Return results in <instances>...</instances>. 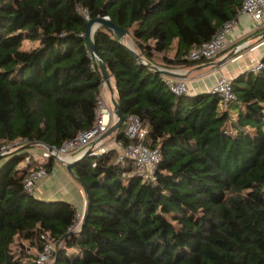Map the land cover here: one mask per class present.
Returning <instances> with one entry per match:
<instances>
[{"label": "trees", "instance_id": "obj_1", "mask_svg": "<svg viewBox=\"0 0 264 264\" xmlns=\"http://www.w3.org/2000/svg\"><path fill=\"white\" fill-rule=\"evenodd\" d=\"M242 2L0 0V264H37L45 232L61 241L53 264H264V58L261 70L231 81L235 98L223 107L208 92L176 96L98 27L92 39L119 111L123 119L136 114L146 144L159 149L156 180L140 178L131 160L115 162L116 149L79 157L73 171L89 206L71 234L72 204L23 188L32 170L49 172L54 163L28 154L30 147L58 148L95 122L103 80L84 38L88 20L108 17L146 61L182 69L207 61L187 56ZM25 42L36 46L24 49ZM122 128L115 136L129 144ZM10 144L17 148L1 154ZM16 241L26 248L13 252Z\"/></svg>", "mask_w": 264, "mask_h": 264}, {"label": "built area", "instance_id": "obj_2", "mask_svg": "<svg viewBox=\"0 0 264 264\" xmlns=\"http://www.w3.org/2000/svg\"><path fill=\"white\" fill-rule=\"evenodd\" d=\"M238 15H245L252 19L255 24V30L263 29L264 0H243L242 6L234 19L224 22L208 41L193 48L187 56L188 59L191 61H198L200 58L207 61L215 60L220 52L226 47L228 43L227 36L234 28ZM103 18L108 20V17L106 16ZM261 67L262 63L258 62L249 70L257 72L261 70ZM161 77L167 85V88L176 96H183L188 93L189 89L187 88L185 78L178 79L167 75H161ZM104 86H106V84L102 81L99 89L100 93L98 95L95 122L91 128L81 130L75 137L64 140L58 148L43 143H36L34 145L41 149V153L38 155H31L40 157L42 161H46L50 158L58 161H69L85 154L97 157L106 153L108 149H116L118 154L114 160L115 162L121 164L126 162V160H131L134 162V172L139 175L140 178L144 181H155L156 177H154V172L160 161V152L158 147H151L146 144L145 139L148 129L142 125V122L136 114L131 113L127 115L121 125L123 126L122 132L124 136L130 141L133 140L129 144H125L120 139L116 138L115 133L99 139L117 120L113 108H110L108 105L109 103L106 102L107 96L102 94ZM210 93L219 96V104L223 107H226L227 103L235 98L231 86V80L226 77H220L215 85L211 87ZM109 145H112L113 147L109 148ZM10 149H13L11 148V145L3 146L1 148V154L7 153ZM47 174L48 171L42 167L37 170H32L23 180L24 190L33 194L35 192V183L38 180L45 178ZM123 176L127 177L128 174L123 173ZM76 214L74 225L68 228L74 232L79 230L84 217L83 213L76 212ZM40 237L44 245L43 249L37 253L35 262L37 264H53L54 254L57 251V248L60 247L61 241H57L50 237L48 232L41 234Z\"/></svg>", "mask_w": 264, "mask_h": 264}, {"label": "crops", "instance_id": "obj_3", "mask_svg": "<svg viewBox=\"0 0 264 264\" xmlns=\"http://www.w3.org/2000/svg\"><path fill=\"white\" fill-rule=\"evenodd\" d=\"M237 17L234 28L227 36L228 43L226 47L215 60L201 62L192 67L174 69L179 71L182 75H185L183 78H185L187 88L189 89L186 96L201 94V92L210 93L211 87L215 85L220 77H226L232 81L243 72L250 71L249 69H251L254 64L258 62L263 63L264 36H260L258 33L264 31V27L261 30H255V24L252 19L245 15H238ZM122 43L128 47L124 41H122ZM177 43L178 41L176 39L174 41V46L168 51L170 56H174ZM241 46L243 47L238 49ZM129 48L130 47H128V49ZM155 65L164 68L158 64ZM109 83L110 90L107 85L105 86L106 94H109V101L106 100V102L109 103V107L112 108L111 101L113 98L117 101V91L115 89L114 79L111 75ZM112 147V145H109V148ZM27 152L28 154L30 153V155H38L41 153V149L37 148V151H35L34 148L30 147ZM53 161V167L48 172L47 176L35 183L34 197L46 201H67L76 208V212L84 214L87 197L81 184L74 174L72 175L67 171L64 162L58 160ZM23 165H25V163H23ZM19 246L21 248H26L24 242H19ZM32 250H34V248H30V252H35V250Z\"/></svg>", "mask_w": 264, "mask_h": 264}, {"label": "water", "instance_id": "obj_4", "mask_svg": "<svg viewBox=\"0 0 264 264\" xmlns=\"http://www.w3.org/2000/svg\"><path fill=\"white\" fill-rule=\"evenodd\" d=\"M98 27H104L108 31L112 32L114 37L117 38L118 40H120L121 42L124 41V39H125L124 37L126 35V32L123 29L119 28L117 25H115L112 21L105 20L104 18H101V17H96V18H93L91 20H88L86 28H85L84 38L86 39L88 50H89L90 54L93 56V58H95V61L97 62L98 70L101 73L102 80L105 82V84L109 87V90H110V83H109L110 74L107 72L105 63L101 59V56H99V54L96 50L94 40L92 39L94 31ZM258 34H260V36H264V31H261ZM242 47L243 46L239 47L238 49H241ZM127 49H128V47H127ZM128 50H130L134 55H136L141 62H143L146 66H148L149 69H151L154 72H157L160 75H167V76H170L173 78H178V79H183V77H185V75L184 74L182 75L179 71L169 69V68L157 67L152 62L146 61L143 57H141L140 55H138L137 53L132 51L130 48ZM111 105L113 108V112L117 117V120L115 121V123H113L112 127L109 128L99 139L105 138L107 136H110V135L116 133L117 130L121 127V125L123 123L124 119H123V117L119 111L118 104H117V101L115 98L112 99ZM78 159L79 158L76 157V158H73L72 160H69V161L62 160L61 162L65 163L67 171L73 175L74 174L73 167H74V165ZM76 179L81 184V186L84 190V193L87 197V203H86V209L84 212V217H83V220H82L81 225L79 227V229H81V226L85 222V218L87 215L86 212H87V208L89 206V197L87 196V189H86L84 182L81 179H78V178H76ZM67 232H68V234L73 233L71 230H68ZM56 252H58V250Z\"/></svg>", "mask_w": 264, "mask_h": 264}, {"label": "rangeland", "instance_id": "obj_5", "mask_svg": "<svg viewBox=\"0 0 264 264\" xmlns=\"http://www.w3.org/2000/svg\"><path fill=\"white\" fill-rule=\"evenodd\" d=\"M125 39H124V43L128 46V47H130L132 50H134L135 52H137V54H141L140 53V51H139V49L137 48V46H136V43L134 42V40L128 35H125V37H124ZM36 46V43H31V42H25L24 43V49H30V48H33V47H35ZM105 86H104V92H102V94L105 96V94H106V91H105ZM106 96H107V101H109V94L107 93L106 94ZM11 145V148H17V145L16 144H14V145H12V144H10ZM32 147H34V146H32ZM37 148L38 147H34V149H35V151H37ZM21 165H23V163H21ZM17 241H19V240H17ZM15 242L13 245H12V249H13V252L15 251V250H17L18 248H19V242ZM18 243V244H17ZM24 247V246H23ZM32 251H34V250H32Z\"/></svg>", "mask_w": 264, "mask_h": 264}, {"label": "clouds", "instance_id": "obj_6", "mask_svg": "<svg viewBox=\"0 0 264 264\" xmlns=\"http://www.w3.org/2000/svg\"><path fill=\"white\" fill-rule=\"evenodd\" d=\"M39 148V147H38ZM32 156H34V155H32ZM79 231V230H78ZM72 232H74V231H72Z\"/></svg>", "mask_w": 264, "mask_h": 264}]
</instances>
